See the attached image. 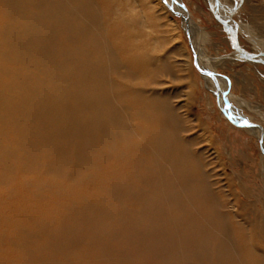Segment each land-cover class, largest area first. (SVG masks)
<instances>
[{
	"label": "bare ground",
	"instance_id": "bare-ground-1",
	"mask_svg": "<svg viewBox=\"0 0 264 264\" xmlns=\"http://www.w3.org/2000/svg\"><path fill=\"white\" fill-rule=\"evenodd\" d=\"M4 2L7 13L11 17L17 18L16 16H18L20 19L19 23L17 22L19 24L17 27L5 31V38L10 42L14 53L28 63V69H34L40 64L39 66L44 71H51L48 77H50V87L53 88L54 94L44 92V88L43 93L40 92L38 87L42 86L40 84H43L41 82L43 79L39 81L41 82L40 86L35 83L30 85L28 80L32 78L28 79V76L25 78L24 75L21 84L23 86H16L22 89L25 85L27 89H30L31 94L24 95L20 103L15 106L10 99L5 98V108L8 115L13 116L18 111L19 117L13 125L19 132L18 144L25 148L28 155V159H25L29 160L28 165L33 166L36 163L40 147L45 148V151L48 149L49 153L61 161H55L54 164L49 163V167L46 168L48 170H45L51 176L65 174L63 163L67 162L68 165V160H70L68 156L75 150L76 153L73 155L75 156V163L73 165H75L76 172H79L80 169H84L83 172H85V169L87 171L96 170L101 165H99L100 161L104 162L102 164L105 165L112 159L116 160V162L113 161L114 164H111L114 171L110 169L113 172L108 173V175L115 173L114 177H111V174L108 178L107 176L101 177L102 180H99L101 182L99 184L103 182L106 185L111 179L114 180L112 185L110 184L108 188L106 186V192H104L107 197L115 199L113 203L116 201L119 208H116V211L111 210L109 205L112 201L109 204V202H104L106 200L97 199L99 196L95 199L91 195L89 196L92 200H96L93 203L97 204L98 200L101 204L102 202L108 203L109 208L105 206L106 204L101 205L106 207L102 210V214L104 216L112 214L118 223V226L116 225L114 229L102 225L103 227H100L101 230L98 235L91 234L97 239L96 246L107 254L109 243L105 237L110 236L116 239L118 241L120 264H247L250 260L252 264H264V252L257 248L256 239H253L251 232H247L248 234L243 232L246 235H244L246 250H242L238 241L234 239L232 216L229 214V209L232 206L229 207V203L220 195L221 193L217 189L218 186L216 187L218 182L211 180L210 172L204 165L202 155L193 151V141L186 140L181 136L184 129L182 128L183 120L179 116L178 109L170 103L166 96L161 95L158 91L162 84L160 75H163L165 71H150L143 78L138 76L137 73L127 71V69L122 72V68L125 66L114 52L109 43L110 40L108 41L104 37L103 26L105 22L103 21L102 10L94 0H4ZM114 6L113 8H115ZM122 13L119 7L116 11H110L111 32L116 33L117 27L125 28L126 33L122 37L126 34L128 36L125 44L127 49L143 50L142 42L137 40L144 37L145 33L141 28L146 22L136 21L135 23V17L132 15L125 17L126 13L124 15ZM121 29L117 31L121 32ZM61 44H64V47H61ZM16 55L14 58H16ZM146 57L136 53L134 58L135 60H143L148 66L147 61L149 59ZM130 58L132 59V57ZM18 61L16 60V62ZM20 64L21 62L19 66ZM200 67L204 71L207 70L203 65H200ZM38 70L40 71L39 68ZM107 71L117 74L124 80L125 87L133 91L130 104L125 106L123 102L124 104L121 103L120 106L116 105L115 100L122 101L123 94L116 91L114 82L107 76ZM9 72L11 73L10 70ZM6 74L4 75L6 76ZM43 81H45V78ZM15 84L14 82L13 85ZM16 89L18 90V88ZM22 90L24 92V89ZM0 96L3 95L0 94ZM79 108H83L85 112L82 113ZM231 111L234 113L233 109ZM166 121L171 123L169 128L166 127ZM248 129L260 135L256 126H249ZM101 145L107 149V151H103L102 155L100 154ZM127 145L134 152L131 156H126L125 150H122L127 148ZM7 153L10 155L12 151H7ZM2 166L0 167L2 168ZM98 170L100 171V169ZM45 172L43 171V173ZM101 172L103 173V171ZM92 173L87 174L88 177H91ZM88 177L85 178L88 179ZM93 177L96 179L97 175ZM85 178L83 177V180ZM46 182H50V180ZM70 183L73 184L72 181ZM22 184L24 185L23 181ZM61 184L63 183L61 182ZM97 186L98 184L94 187ZM101 187L98 186L96 190L101 191ZM79 191L83 194L84 190L81 191L80 189ZM75 195H78V193ZM102 196L103 194L101 199H105ZM82 200L86 202L90 198L85 199L84 197ZM125 201L130 202L132 206L125 204ZM71 204L73 205V203ZM91 205L88 204V206ZM93 211L95 212L94 209ZM99 212H96V214ZM102 214L101 216L104 217ZM102 217V220L105 219V217ZM90 219V223L93 225L96 218L92 217ZM98 223L97 225L95 223V225L98 226ZM244 227L243 229H245ZM262 227L264 229V223ZM40 229L42 228L40 227ZM41 232L39 233L41 234ZM52 232L55 234V231ZM62 235L63 240L56 244L58 248H61L66 242V245L68 243H79L82 238L81 234L74 229L64 230ZM57 237L60 238L58 234ZM68 247L70 248V246ZM98 248L97 250H99ZM52 250L55 249L52 248ZM113 253L115 252H110V255ZM28 259L25 260L29 262Z\"/></svg>",
	"mask_w": 264,
	"mask_h": 264
},
{
	"label": "rangeland",
	"instance_id": "rangeland-1",
	"mask_svg": "<svg viewBox=\"0 0 264 264\" xmlns=\"http://www.w3.org/2000/svg\"><path fill=\"white\" fill-rule=\"evenodd\" d=\"M94 2L102 10L103 21L105 22L103 26L104 37L111 41H109L110 45L125 66L122 68V72L127 69V71L137 73L143 78L150 71H165L163 75H160L162 84L158 91L178 109L179 116L183 120L182 128L184 131L182 130L181 136L186 140L193 141V151L202 155L204 165L210 172L211 180L218 182L216 187L218 186L220 195L226 199L229 207L232 206L229 209V214L232 216L234 239L238 241L242 250H246L244 237L245 234L251 232L253 239H256L257 248L264 252V229L262 227L264 223V0H94ZM4 6V0H0V76L2 74L0 77V94L3 95L0 96V117H2L0 118V160H2L0 166L4 164V167H0V172H3V174L0 173V245H2L0 246V256H2L0 257V264H120L118 241L110 236L105 237L109 243V253L106 254L96 246L97 239L95 238L104 225L111 229H114L116 225L118 226L117 220L112 214V216L102 214V210L106 207L101 206L106 204L102 202L106 200L104 202H109V204L112 201L109 205L110 208L108 203L105 205L107 208L114 209V211L119 208L116 201L113 203L115 199L105 195L106 186L108 188L110 184L114 183V180L110 178L109 182H105L106 185L103 182V185L99 184L102 180L101 177H110L111 173L109 175L108 173L113 170L111 164H114L113 161L116 162V160L112 159L105 165L102 164L104 162L100 161V168L98 167L96 170L87 171L85 169V173L83 172L84 169H80L81 171L76 172L75 165H73L75 163V156H73L76 153L75 150L68 156L70 158L68 165L67 162L63 163L65 174L61 176H51L46 171L50 164H54L55 161L61 162L56 156L49 153L48 149L45 151V148L40 147L42 150L39 149L37 161L33 166H29V160H25L28 159V155L25 148L18 144L19 132L13 125L15 120L17 122L19 114L16 111L15 115H8L5 108V98L10 99L15 106L20 103L24 95L31 94L30 89H27L25 85L22 88L24 92L19 88L23 86L21 84L24 75L25 78L27 76L28 79L32 78L28 80L30 85L35 83L37 86H43L38 87L41 93H43V88L44 92H48V94H54V92L53 88L50 87V77H48L51 71H44L39 66L40 64L34 69H28V63L14 53L10 42L6 40V29L17 27L20 19L18 16H16L17 18L11 17L6 11V6ZM117 6L123 15L126 13L125 17L131 15L135 17V23L136 21L146 22L141 28L145 35L137 40L142 42L143 50L127 49L125 44L128 36L126 34L122 37L126 33L125 28L117 27V34L111 32L109 13L111 10L116 11ZM12 20L13 22H11ZM106 22L108 23L106 24ZM119 29L121 32H118ZM120 33L122 34L119 36ZM61 47H64V44H61ZM136 53L144 57L148 56L146 57L149 59L147 61L148 66L141 59L135 60ZM15 55L16 58H14ZM15 59L19 61L16 62ZM200 65H203L208 71H202ZM5 72L9 73L6 74ZM111 73L107 71L108 78L114 82L116 91L123 94L122 101L115 100L116 105L120 106L123 102L125 106L130 104L133 91L125 87L122 78ZM33 76H35L34 79ZM44 78L45 81H43ZM11 79L16 83L15 85ZM41 79L43 80L41 81ZM39 81L43 84H40ZM232 109L234 113L231 111ZM80 111L85 112L83 108ZM241 120L242 122H240ZM165 123L166 127L171 126L169 121ZM249 126H256L260 135L250 131ZM126 147L122 150H125L126 156H131L133 150H130L128 145ZM10 150L12 151L11 156L7 153ZM103 151H107V149L101 145V155ZM18 156L19 158H17ZM105 170L107 171L105 172ZM43 171L46 172L43 173ZM90 173H92L91 177H88L87 174ZM71 174L76 175L72 176ZM96 175L98 179L93 177ZM114 175L115 173H112L111 177ZM7 177L10 179L8 178V180ZM83 177H88V179L83 180ZM3 178L2 182L1 179ZM70 179L73 184L70 183ZM49 180L50 182H46ZM93 180L94 186L98 184L99 188L100 186L103 187H101V191L96 190L98 186H93ZM72 186L73 188H71ZM79 187L81 191L84 190L83 194L79 191ZM77 193L78 195H75ZM102 194V198L105 197V199H101ZM90 195L94 199L99 196L97 199L102 200V204L99 203L100 200L97 204L93 203L96 200L93 199V201L89 197ZM83 196L85 199L90 198V200L83 201ZM86 203L92 205L88 206ZM125 204L132 206L128 201ZM91 211H93L92 214H95H90ZM96 212L99 213L96 214ZM101 214L106 221L101 219ZM92 217L97 220L94 221L93 225L90 223ZM95 223L96 225L98 223V226ZM242 225L245 226V229ZM73 229L77 230L83 239L81 238L76 244L68 243L66 245V242L61 248H58L56 244L63 240L62 233L64 230ZM52 231H55V234ZM57 234L60 238L57 237ZM91 234L95 236L93 237ZM77 244L79 245L76 247ZM110 252L115 253L110 255ZM24 253L25 255H23ZM78 254L80 255L79 258ZM27 258H29V262L26 261ZM78 259L82 260L78 261ZM247 264H252L251 260Z\"/></svg>",
	"mask_w": 264,
	"mask_h": 264
},
{
	"label": "water",
	"instance_id": "water-1",
	"mask_svg": "<svg viewBox=\"0 0 264 264\" xmlns=\"http://www.w3.org/2000/svg\"><path fill=\"white\" fill-rule=\"evenodd\" d=\"M202 70V69H201ZM202 71H204V70H202ZM206 74V73H205ZM211 74V73H210Z\"/></svg>",
	"mask_w": 264,
	"mask_h": 264
}]
</instances>
